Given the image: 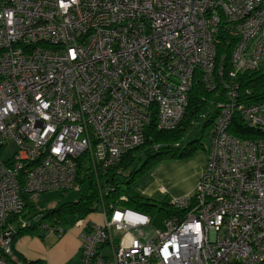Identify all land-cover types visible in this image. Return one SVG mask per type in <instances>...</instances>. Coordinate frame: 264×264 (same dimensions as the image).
Here are the masks:
<instances>
[{
    "label": "built area",
    "instance_id": "2783aa9c",
    "mask_svg": "<svg viewBox=\"0 0 264 264\" xmlns=\"http://www.w3.org/2000/svg\"><path fill=\"white\" fill-rule=\"evenodd\" d=\"M263 60L264 0H0V264L27 203L77 192L80 158L95 176L115 170L152 119L178 128L195 82L223 91L195 192L169 201L160 228L101 205V223H77L81 262L264 264V102L244 103L235 82ZM234 117L249 138L229 132Z\"/></svg>",
    "mask_w": 264,
    "mask_h": 264
},
{
    "label": "trees",
    "instance_id": "16d2710c",
    "mask_svg": "<svg viewBox=\"0 0 264 264\" xmlns=\"http://www.w3.org/2000/svg\"><path fill=\"white\" fill-rule=\"evenodd\" d=\"M217 54L218 57L224 58V67L229 70V47L225 46L224 43L221 44ZM235 82L238 86L239 97L244 103L264 102V73L261 70L239 74ZM222 96L221 87L217 89V93H206L203 91L201 83L195 82L188 96V106L180 126L170 132H159L155 129V120L152 119L145 131L144 144L127 153L115 170L95 176L88 172L83 158H80L77 170L78 199L75 202L64 203L48 210H40L35 204L27 203L21 217L28 221V227L18 230L16 236L41 237L42 231L39 226L42 224L49 226L64 224L68 222L69 216H74L79 221L95 213L101 205L107 207L109 204H117L144 213L150 217L152 227L160 228L161 222L176 214L177 211L172 208L169 202L156 203L154 200L139 196L132 188V183L138 176L161 162L190 156L197 149V146L195 142H192L184 148V139L193 128L198 127L202 130L213 127L218 110L209 107V103L222 98ZM210 108L212 113L209 119L206 122H201L200 114ZM229 132L242 139L249 138L251 134V131L243 127L238 117H234ZM119 169L121 173L117 174ZM122 197H126L127 201H120ZM6 260L9 264H39L38 262L26 261L13 249L12 257Z\"/></svg>",
    "mask_w": 264,
    "mask_h": 264
},
{
    "label": "crops",
    "instance_id": "0c3cea01",
    "mask_svg": "<svg viewBox=\"0 0 264 264\" xmlns=\"http://www.w3.org/2000/svg\"><path fill=\"white\" fill-rule=\"evenodd\" d=\"M261 70V69H260ZM185 163H192L193 159L185 162L178 160L165 161L154 168L150 173L152 182L145 188L144 196L147 199L159 195L164 198L179 199L192 195L198 183L201 171L205 164V156L199 154L198 160L192 167L191 177L182 176ZM87 218L101 223L103 219L98 214H91ZM78 226L65 231L61 237L55 234H42L41 237L23 235L17 236L13 242V251L28 262L39 264H81L79 252ZM47 236V237H46Z\"/></svg>",
    "mask_w": 264,
    "mask_h": 264
},
{
    "label": "rangeland",
    "instance_id": "374dc122",
    "mask_svg": "<svg viewBox=\"0 0 264 264\" xmlns=\"http://www.w3.org/2000/svg\"><path fill=\"white\" fill-rule=\"evenodd\" d=\"M260 69H261V72L264 73V60L260 64ZM211 132L212 130L210 127H207L206 129H202V130L201 128L196 127V128L191 129L188 132L186 138L184 139L185 140L184 148H186L190 143L195 142L197 149L190 156L182 158V159H178V161H183V162L193 159V164L185 163L183 165L185 168L184 170L183 168L181 170L182 176H185V177L187 176L189 178L191 177L192 167L197 162L199 154H202L203 156H205V161H206V158L210 150ZM10 148H11L10 150H13V146H10ZM156 166H154L153 168H151L144 174H141L140 176H138L135 179V181L132 183V188L134 189V191L143 198H146V196H144L145 188L152 182V180L150 179V173L154 170ZM200 177H201V174H200ZM200 177L198 179V183H199ZM198 183H197V186H198ZM77 199H78V193L75 191H70L66 194H63L62 192H59V191H54V192H47V193L40 195L38 198H36L34 203L38 209L48 210V209H53L56 206L62 205L64 203L75 202ZM151 200H154L156 203H160L162 201H165L166 203L169 202V198H164L159 195H154V198H152ZM77 223L78 221L74 216H69L68 222L64 224H60L59 226L63 227L65 231H68V230L73 229L74 227L76 228V226L78 225Z\"/></svg>",
    "mask_w": 264,
    "mask_h": 264
}]
</instances>
